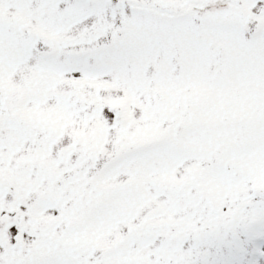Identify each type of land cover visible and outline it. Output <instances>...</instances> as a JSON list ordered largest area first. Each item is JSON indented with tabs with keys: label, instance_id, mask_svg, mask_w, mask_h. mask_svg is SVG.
Here are the masks:
<instances>
[{
	"label": "snow or ice",
	"instance_id": "snow-or-ice-1",
	"mask_svg": "<svg viewBox=\"0 0 264 264\" xmlns=\"http://www.w3.org/2000/svg\"><path fill=\"white\" fill-rule=\"evenodd\" d=\"M0 264H264V0H0Z\"/></svg>",
	"mask_w": 264,
	"mask_h": 264
}]
</instances>
